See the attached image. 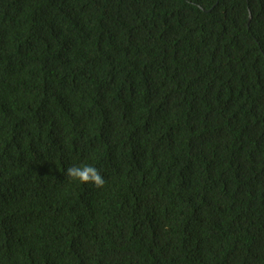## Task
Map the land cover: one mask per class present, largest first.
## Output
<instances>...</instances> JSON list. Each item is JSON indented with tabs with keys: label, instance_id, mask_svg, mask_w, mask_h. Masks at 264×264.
<instances>
[{
	"label": "trees",
	"instance_id": "16d2710c",
	"mask_svg": "<svg viewBox=\"0 0 264 264\" xmlns=\"http://www.w3.org/2000/svg\"><path fill=\"white\" fill-rule=\"evenodd\" d=\"M0 264H264V0H0Z\"/></svg>",
	"mask_w": 264,
	"mask_h": 264
},
{
	"label": "clouds",
	"instance_id": "9594fccd",
	"mask_svg": "<svg viewBox=\"0 0 264 264\" xmlns=\"http://www.w3.org/2000/svg\"><path fill=\"white\" fill-rule=\"evenodd\" d=\"M66 176L82 183H91L97 188H102L105 180L100 171L92 165L71 166L66 169Z\"/></svg>",
	"mask_w": 264,
	"mask_h": 264
}]
</instances>
